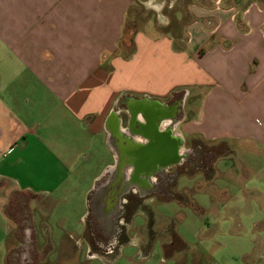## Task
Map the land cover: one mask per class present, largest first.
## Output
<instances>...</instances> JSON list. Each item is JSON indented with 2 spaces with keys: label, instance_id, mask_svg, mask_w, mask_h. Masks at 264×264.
I'll return each instance as SVG.
<instances>
[{
  "label": "crops",
  "instance_id": "crops-1",
  "mask_svg": "<svg viewBox=\"0 0 264 264\" xmlns=\"http://www.w3.org/2000/svg\"><path fill=\"white\" fill-rule=\"evenodd\" d=\"M142 1L158 18L129 29L128 37V15ZM140 100L173 108V135L222 146L221 157L264 150V0H0V152L8 150L0 157V264H11L17 247L19 264L229 263L168 223L156 225L162 234L147 249L128 223L123 230H134L136 239L108 245L117 247L114 254L92 253L87 243L76 261L50 234L44 246L54 257L27 251L21 226L33 211L11 193L29 194L42 219L61 203L55 213L62 230L69 215L81 210V219L94 184L117 158L108 134L124 131L120 117ZM103 149L111 162L98 161ZM96 162L100 169L77 193ZM215 165L211 179L221 173ZM234 197L217 195L223 204ZM192 236L200 241L198 232ZM133 244L137 251L125 253ZM237 253L247 259L249 251Z\"/></svg>",
  "mask_w": 264,
  "mask_h": 264
},
{
  "label": "rangeland",
  "instance_id": "rangeland-1",
  "mask_svg": "<svg viewBox=\"0 0 264 264\" xmlns=\"http://www.w3.org/2000/svg\"><path fill=\"white\" fill-rule=\"evenodd\" d=\"M158 2L161 3L162 1ZM142 3H139L128 15L126 27L124 28L128 37L129 29L142 27L147 23L148 18L151 20L158 18L148 6L149 2L142 1ZM162 6L160 5V7ZM162 12H168L166 6H164ZM192 103H195L194 99H192ZM184 147L183 151L190 152L189 161H184L183 164L178 166L180 168L179 176L172 177L170 185H167V190L170 189V193L158 194L156 197H151L145 201L140 199L141 205L138 207L134 205L125 214L126 221L128 219L129 224L133 223L134 227L138 228V236L141 240L143 239L142 244L144 245L142 247L147 249L154 238L158 240V236H161L162 231L158 230L160 226L156 225L168 223V226L175 225L179 233L186 235L190 239L189 243L193 241L191 244H198L200 249L202 247L203 251L209 255L213 253L216 254L218 259H229L228 264H249L247 261H263L264 212L258 211V208L264 209V150L254 153V150L249 151L244 148L233 151L226 157H221L222 154L226 153L222 150V146H211L195 138L186 139ZM207 158H212L213 162L201 164V160ZM97 159L101 163L111 162V155L103 149V154L97 153ZM213 164H216L215 167H218L221 173L211 179L214 169ZM98 166L96 162L90 166L87 172H84L80 182H77L80 184H76L75 190L77 193L90 185V172L99 170L101 166ZM202 176L205 180H202ZM219 192L232 193L237 197L230 198L228 202L223 204L219 202L221 199L217 198ZM11 194L14 203L18 204L21 201V207L33 211L32 215L29 212V215L25 214L21 226L23 229H31L30 238L25 242L29 248L27 249L28 252H35L34 250L37 249L50 253V249H45L44 246L50 234L52 240L54 239L53 241L58 242L63 239V246L59 247L61 254L64 253V248L68 246V252L73 256L72 258L76 261L83 259L87 252L85 246L91 241L92 237L89 230L92 226L88 216L89 210L80 219L81 210L78 211L77 209L76 214L69 215V220L64 224L66 225L65 230H62L59 224L62 219L55 213L58 212L56 207H59L61 203H56L52 207L50 205L48 209H56L55 212L50 211L48 216L42 219L40 212L33 210L29 194L20 192H12ZM173 196L176 198L171 199ZM77 199L79 201V198ZM12 205L11 214L18 217V213L15 214L14 204ZM30 216L31 218H29ZM252 221H256V223L252 224ZM133 232L134 230L124 229L125 241L134 235ZM195 232L196 234L198 232V236L200 235L201 242L197 240V243L193 239L192 234ZM135 237H132L133 240L136 239ZM78 242L83 245V248H79ZM145 249L143 250L145 251ZM244 249L249 251L247 259H242L237 253ZM54 250L51 251L49 256H55ZM139 250L140 254L143 253L142 249L139 248ZM21 251L22 249L17 247L11 252V264H19L17 255ZM135 251H137V248L133 244V247L126 249L125 253ZM155 251L159 253L155 252L152 261L157 263L158 257H155V255L156 253L162 254V250L156 248ZM63 256L58 255L60 259ZM91 263L95 264L96 261Z\"/></svg>",
  "mask_w": 264,
  "mask_h": 264
},
{
  "label": "flooded vegetation",
  "instance_id": "flooded-vegetation-1",
  "mask_svg": "<svg viewBox=\"0 0 264 264\" xmlns=\"http://www.w3.org/2000/svg\"><path fill=\"white\" fill-rule=\"evenodd\" d=\"M173 115L168 105L159 107L140 100L120 117L124 131L109 132L108 142L117 158L88 195L92 253L114 254L117 247L107 246L126 240L123 226L129 220L125 214L141 205L140 199L170 193L167 185L179 176L178 166L189 161L190 152L181 150L184 140L173 135Z\"/></svg>",
  "mask_w": 264,
  "mask_h": 264
},
{
  "label": "water",
  "instance_id": "water-1",
  "mask_svg": "<svg viewBox=\"0 0 264 264\" xmlns=\"http://www.w3.org/2000/svg\"><path fill=\"white\" fill-rule=\"evenodd\" d=\"M31 235V229L30 228H25L24 229V236H25V241L27 242L30 238Z\"/></svg>",
  "mask_w": 264,
  "mask_h": 264
},
{
  "label": "built area",
  "instance_id": "built-area-1",
  "mask_svg": "<svg viewBox=\"0 0 264 264\" xmlns=\"http://www.w3.org/2000/svg\"><path fill=\"white\" fill-rule=\"evenodd\" d=\"M7 152H8V150L0 152V157H4L7 154Z\"/></svg>",
  "mask_w": 264,
  "mask_h": 264
},
{
  "label": "bare ground",
  "instance_id": "bare-ground-1",
  "mask_svg": "<svg viewBox=\"0 0 264 264\" xmlns=\"http://www.w3.org/2000/svg\"><path fill=\"white\" fill-rule=\"evenodd\" d=\"M128 171H129V169H128Z\"/></svg>",
  "mask_w": 264,
  "mask_h": 264
}]
</instances>
